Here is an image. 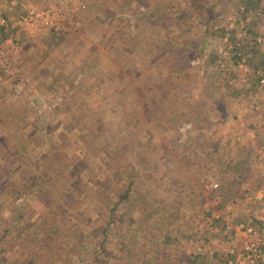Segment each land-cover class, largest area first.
I'll use <instances>...</instances> for the list:
<instances>
[{"label": "rangeland", "instance_id": "obj_1", "mask_svg": "<svg viewBox=\"0 0 264 264\" xmlns=\"http://www.w3.org/2000/svg\"><path fill=\"white\" fill-rule=\"evenodd\" d=\"M0 264H264V0H0Z\"/></svg>", "mask_w": 264, "mask_h": 264}, {"label": "crops", "instance_id": "obj_2", "mask_svg": "<svg viewBox=\"0 0 264 264\" xmlns=\"http://www.w3.org/2000/svg\"><path fill=\"white\" fill-rule=\"evenodd\" d=\"M16 1H13L12 5H11V8L15 5ZM10 7V6H9Z\"/></svg>", "mask_w": 264, "mask_h": 264}]
</instances>
